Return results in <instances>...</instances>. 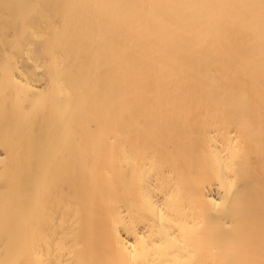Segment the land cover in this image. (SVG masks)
Wrapping results in <instances>:
<instances>
[{
  "label": "bare ground",
  "instance_id": "obj_1",
  "mask_svg": "<svg viewBox=\"0 0 264 264\" xmlns=\"http://www.w3.org/2000/svg\"><path fill=\"white\" fill-rule=\"evenodd\" d=\"M0 264H264V0H0Z\"/></svg>",
  "mask_w": 264,
  "mask_h": 264
}]
</instances>
